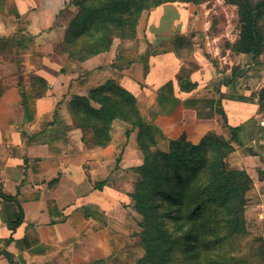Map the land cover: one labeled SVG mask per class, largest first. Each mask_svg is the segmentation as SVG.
Listing matches in <instances>:
<instances>
[{"label":"crops","instance_id":"crops-1","mask_svg":"<svg viewBox=\"0 0 264 264\" xmlns=\"http://www.w3.org/2000/svg\"><path fill=\"white\" fill-rule=\"evenodd\" d=\"M71 2L0 0V264H137L144 253L133 199L145 163L139 132L116 120L110 141L98 145L75 117L77 97L113 82L135 98L155 150L164 153L183 134L198 145L217 133V113L208 117L206 109L207 96L217 103V65L202 44L193 45L194 58L175 49L207 34L195 4L156 8L148 34L79 62L65 53ZM165 9L175 10L168 53L161 37L149 36ZM183 78L196 87L182 90ZM247 82L233 77L218 96L244 148L262 135L264 114ZM236 169L255 180L248 158Z\"/></svg>","mask_w":264,"mask_h":264},{"label":"trees","instance_id":"trees-1","mask_svg":"<svg viewBox=\"0 0 264 264\" xmlns=\"http://www.w3.org/2000/svg\"><path fill=\"white\" fill-rule=\"evenodd\" d=\"M182 1L72 0L81 13L69 26L65 53L82 62L106 52L114 38L134 39L145 13ZM244 1L239 0L244 27L237 51L255 61L264 55V39L258 29L264 2L243 8ZM184 2L196 5L194 0ZM249 9L253 12L248 13ZM82 44L102 50L83 54L78 50ZM179 83L182 90L196 87L188 78ZM261 94L264 103V88ZM101 99L104 102H99ZM83 104L89 107L88 113L82 110ZM73 110L79 124L93 129L100 146L110 141L116 120L139 132L145 163L136 170L139 180L133 199L141 216L142 247L151 254L152 264H179L183 257L192 264H251L255 245L262 248L264 258V239L253 235L245 218L253 181L247 171L228 168L226 159L234 150L229 143L219 142L209 133L195 145L183 134L170 143L168 153L155 150V139L145 126L137 101L113 82L91 91L88 98L77 97ZM226 125L240 134V127ZM235 142L244 144L240 138Z\"/></svg>","mask_w":264,"mask_h":264},{"label":"rangeland","instance_id":"rangeland-1","mask_svg":"<svg viewBox=\"0 0 264 264\" xmlns=\"http://www.w3.org/2000/svg\"><path fill=\"white\" fill-rule=\"evenodd\" d=\"M184 1L173 4L179 7H185L188 3ZM194 1L198 8L197 12L195 11V14L201 15V13H203L202 20L200 21V31L203 34H205L204 32H207V34H205L203 37V41H194L191 38L177 41L175 46L176 53H179L180 56L186 58H194L195 55L193 52V45L199 43L200 45H203L202 53L205 56V59L207 61H213L217 65V87L214 90L217 92V103L208 96L206 99V109L209 114L208 117H213L214 113H217V133H213L212 135H214L219 142L229 143V145L234 148L233 152L226 159L227 166L230 170L244 171L236 169L238 167H242V157L248 158L251 170H255V172L252 170V172L255 174V180L253 181L252 179L253 186L247 194V208L245 218L248 228L253 233V235L255 237H261L264 239V114L262 117H258V130H261L262 135L256 137V144L252 143L244 148L243 145L240 146L235 142L236 140L238 141L239 138L243 141L241 132L239 134L228 129L226 125L227 121L221 107V102L220 99H218L223 86L227 85L231 78L237 76L247 77L248 82L245 86H247V89L250 92H253V96L257 99V104L259 105L261 102L259 109L264 113V103L262 101L263 95L261 94V87L264 86V55L253 61V57L251 55L240 54L237 51V46L239 43L238 41L240 40V35L244 27L243 17L241 15L242 8H240L239 0ZM262 2H264V0H245L243 2V8H250L254 4L258 7ZM71 9L74 12V18L71 21L72 24V22L81 13V9H79V7L75 4H71ZM154 10L155 9H152L143 15L140 26L135 33L136 36L134 39H136L138 35H141L145 30L147 34L149 33V19H151V14H153ZM251 11L252 10L249 9L248 13ZM174 12L175 10L170 9L160 11L158 17L161 18V22L151 29L149 34V36L151 35L152 38L153 36L158 38L161 37L159 40L163 41L164 49L167 51L166 53H168V49L171 45V43L167 42V36L170 34V32H174L171 31V24L173 23H169V20H172V17L175 14ZM71 24H69V26ZM189 24H191V26L194 25L192 23ZM258 29L261 37L264 39V15L259 18ZM174 38L176 37L174 36L173 39ZM118 41L125 42L129 40L114 38L112 44L106 52H109ZM81 43L82 39L78 40V45ZM78 50H80V52L83 54H85V52H92L93 54H96L97 51L101 52L102 49L97 46L91 47L87 44H82L81 47H78ZM245 86H243L242 89H244ZM206 89L209 90V87ZM209 93L212 92L210 91ZM99 102H104V100L101 99ZM215 103L217 104V107H215ZM88 109L89 107L87 105H82V110L84 113H88ZM251 133L253 132L251 131ZM238 146L244 148L241 149L242 157L240 155L236 157L234 156V153L237 151V149L239 150ZM136 212L139 217V225L141 227V216L137 209ZM141 229L143 234V228L141 227ZM253 252L254 254L250 255L251 264H264V258L260 255L262 248L259 245H255L253 247ZM180 260L183 261V263ZM180 260L179 264H192L191 259H186L183 257ZM151 262V254H146L144 250L142 257L138 260L137 264H152Z\"/></svg>","mask_w":264,"mask_h":264}]
</instances>
